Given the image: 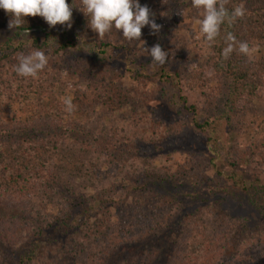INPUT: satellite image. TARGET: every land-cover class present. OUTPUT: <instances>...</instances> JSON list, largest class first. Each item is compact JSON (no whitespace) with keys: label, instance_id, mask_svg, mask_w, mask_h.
<instances>
[{"label":"trees","instance_id":"16d2710c","mask_svg":"<svg viewBox=\"0 0 264 264\" xmlns=\"http://www.w3.org/2000/svg\"><path fill=\"white\" fill-rule=\"evenodd\" d=\"M66 2L74 6L75 25L81 0ZM139 2L151 9V0ZM238 5L246 9L243 18L225 21L213 42L205 40L206 55L193 60L194 68L182 65L174 71L186 94L181 103L187 104V95L198 96L187 110L206 118L193 121L194 131L211 119L216 129L239 132L255 126L259 117L264 0H227L225 6L231 13ZM199 10L193 7L189 17L200 18ZM10 19L0 9V264H264V188H225L220 171L218 180L209 175L216 168L213 159H192L193 151L182 146L186 157L179 170L148 169L152 155L175 153L181 145L178 128L169 127L173 139L168 143H149L142 142L134 122L130 136L98 118L158 99L125 88L120 76L109 75V65L102 67V60L87 57L71 40L50 51L52 31L66 33L67 25L49 27L42 17L27 16L22 27L9 29ZM228 33L237 43L225 59ZM159 39L161 45L165 33ZM241 41L256 57L247 59L239 51ZM37 49L47 55V66L36 77L18 75V56ZM62 71L77 79L70 91ZM160 91L163 98L166 91ZM66 98L72 112L65 110ZM248 151L257 158H249L253 170L264 165V142ZM231 152L226 165L243 169L247 161L237 165ZM228 197L254 208L260 225L241 213H222L218 199ZM20 229L28 238L14 252L11 245ZM53 248L55 256L44 253Z\"/></svg>","mask_w":264,"mask_h":264},{"label":"rangeland","instance_id":"374dc122","mask_svg":"<svg viewBox=\"0 0 264 264\" xmlns=\"http://www.w3.org/2000/svg\"><path fill=\"white\" fill-rule=\"evenodd\" d=\"M139 3L143 5V2ZM192 9L191 0H151L153 18L162 27L159 33L154 35L151 34L150 26H145L142 29L141 40L148 34L145 44L147 48H151L156 43H160V32L165 33L166 40H163L161 46L169 53V57L163 66L151 63L152 57L143 53L142 41L128 42L122 38V32H118L115 28L106 34L103 40L99 39L98 34L87 26L88 19L79 9L75 18L76 24L72 25L66 33L62 32V28H55L52 31L50 51L56 48L58 43L71 40V43L80 48L81 52L85 53L87 57L90 58V55L95 57L96 62L102 60V67H108L109 65V75L113 77L120 76L121 84L125 88L135 90L134 93L139 96L148 93L151 96H147V98L158 99L152 103L149 101L150 103L142 104V106L138 104L127 106L108 118L105 117L104 113H100L98 118L105 124L112 122L114 125H118L128 133L127 135L132 134L134 131V122L142 134H139V136H143L142 142L149 143L152 141L168 143L173 139L169 127L178 128L177 134H175L181 145L177 147L175 153L168 150L159 155H152L150 164L153 169H148L154 171L169 168L172 172L179 170V166H182L183 159L186 157L181 154L184 151V149H180L182 146L188 148L189 151H193L194 156L192 159L199 161L213 159L212 164L216 168L209 175L218 180L216 172L220 171L222 181L226 183L225 188L239 192L251 187L264 188V165L255 170H253L252 164L248 165L250 159V162L257 159L255 157L251 158L248 148L257 141L264 142V102H256L260 114L255 126L252 128L243 126L239 132H236L224 126H220L219 129L214 128L211 119L207 120V125H204L202 129L194 131L193 121L200 119L201 122L206 119L202 114L197 116L198 114L194 115L187 110L190 104H197L198 96L187 95L186 105H183L180 101V96L184 97L186 94L180 89L177 79L174 77V71L182 65L185 68L186 66H189L190 69L194 68L193 60L203 58L207 50L204 34L201 33L200 25L197 23L198 20L202 19V14L200 18L192 19L189 17ZM200 10L202 11V9ZM200 10L198 15H200ZM120 39H123L122 43ZM148 42L150 45L147 44ZM106 43H109L110 46L105 48L103 44ZM122 46L124 48L121 50L120 47ZM70 50L74 54L78 53L76 48ZM182 50L185 52H182ZM245 56L247 59H252V57H256V54L255 51H249ZM62 72L63 79L66 80V85H68V91H70L77 79L68 77L65 71ZM161 88L166 91L164 93L165 97L163 96L164 99L159 96L162 94ZM133 107H135V110ZM137 118L138 120L135 122ZM229 152L238 161L237 165L241 166L243 160L247 161L243 169L237 171L226 165L225 160L229 157ZM228 177L231 179H228ZM218 201L222 213L231 212L233 215L241 213L260 225V214L245 201L243 203L234 202L229 197L223 201L218 199ZM211 209L217 211L218 206L214 205ZM233 210L237 212L234 213ZM27 238L26 231L18 230L14 239L17 242L15 241L14 245H11V249L14 252L18 249L22 250ZM44 253L51 257L55 256L57 252L53 248ZM14 261L13 259L10 262Z\"/></svg>","mask_w":264,"mask_h":264},{"label":"clouds","instance_id":"9594fccd","mask_svg":"<svg viewBox=\"0 0 264 264\" xmlns=\"http://www.w3.org/2000/svg\"><path fill=\"white\" fill-rule=\"evenodd\" d=\"M191 3L194 8L203 10L202 19L197 23L209 43L219 35L220 26L225 21L232 24L237 18H243L246 12L243 5H238L229 13L225 6L227 0H191ZM73 7L66 0H0V9L11 17L8 22L9 29L22 27L27 16H40L49 27L60 24L67 25L70 29ZM77 8L87 17V26L97 33L101 40L115 28L118 32H122L123 38L128 42L143 41L141 36L145 26H150L151 34L154 35L158 34L162 27L155 22L151 9L147 5H141L139 0H81ZM24 34L28 35V30ZM225 42L227 47L223 55L227 59L237 41L232 33H228ZM145 43L143 41V53L152 57L151 63L158 66L165 65L169 53L159 43L151 48L145 47ZM238 44L239 51L247 55L250 51L248 43L241 41ZM47 63L48 57L45 52L37 49L27 55L20 54L14 71L23 77H36ZM64 104L66 111L74 110L70 98H66Z\"/></svg>","mask_w":264,"mask_h":264}]
</instances>
